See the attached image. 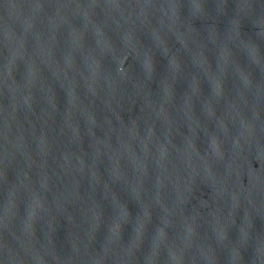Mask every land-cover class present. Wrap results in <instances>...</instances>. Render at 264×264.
Masks as SVG:
<instances>
[{
  "label": "water",
  "instance_id": "obj_1",
  "mask_svg": "<svg viewBox=\"0 0 264 264\" xmlns=\"http://www.w3.org/2000/svg\"><path fill=\"white\" fill-rule=\"evenodd\" d=\"M0 264H264V0H0Z\"/></svg>",
  "mask_w": 264,
  "mask_h": 264
}]
</instances>
